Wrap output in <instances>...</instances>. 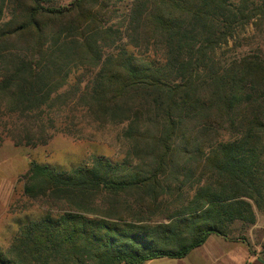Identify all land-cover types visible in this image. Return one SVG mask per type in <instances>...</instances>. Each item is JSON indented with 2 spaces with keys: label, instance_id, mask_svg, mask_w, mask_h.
<instances>
[{
  "label": "trees",
  "instance_id": "trees-1",
  "mask_svg": "<svg viewBox=\"0 0 264 264\" xmlns=\"http://www.w3.org/2000/svg\"><path fill=\"white\" fill-rule=\"evenodd\" d=\"M7 1L2 131L36 147L112 127L122 156L30 160L23 194L43 209L16 221L0 264L179 259L264 211V58L215 55L264 0Z\"/></svg>",
  "mask_w": 264,
  "mask_h": 264
},
{
  "label": "rangeland",
  "instance_id": "rangeland-1",
  "mask_svg": "<svg viewBox=\"0 0 264 264\" xmlns=\"http://www.w3.org/2000/svg\"><path fill=\"white\" fill-rule=\"evenodd\" d=\"M59 5H66L69 0H54ZM258 1V0H248ZM247 2V4H248ZM11 6L5 0L2 20L10 15ZM217 56L233 57L244 54H256L264 58V19L254 17L248 23L235 28L232 37L215 52ZM74 76H71L73 80ZM114 128L100 129L92 140H78L71 136L55 133L45 145L36 147L15 146L0 127V246H6L11 235L17 229V222L24 216L39 215L42 207L30 201L23 194V174L29 167L30 160L42 164L69 170L79 163L87 161L91 155H103L111 160L122 156L115 140ZM256 219L253 223L234 221L228 226L232 240L241 241L250 250L264 248V211L254 206ZM238 238V239H236ZM245 245V246H246ZM236 251V257L243 256V245ZM246 246V247H247ZM256 249H253V248ZM187 258H157L145 264L183 263Z\"/></svg>",
  "mask_w": 264,
  "mask_h": 264
},
{
  "label": "crops",
  "instance_id": "crops-1",
  "mask_svg": "<svg viewBox=\"0 0 264 264\" xmlns=\"http://www.w3.org/2000/svg\"><path fill=\"white\" fill-rule=\"evenodd\" d=\"M241 244L243 245V256L237 258L235 254L238 249H241ZM245 245L241 241L211 233L204 243L192 249L185 256L187 258L185 262L179 264H264V255L260 254L255 247L253 249L256 250L251 251Z\"/></svg>",
  "mask_w": 264,
  "mask_h": 264
}]
</instances>
